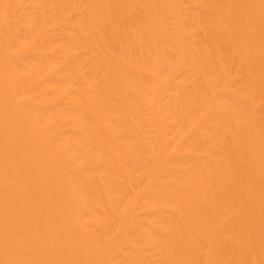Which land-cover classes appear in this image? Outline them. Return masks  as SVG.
I'll use <instances>...</instances> for the list:
<instances>
[{
    "label": "bare ground",
    "instance_id": "obj_1",
    "mask_svg": "<svg viewBox=\"0 0 264 264\" xmlns=\"http://www.w3.org/2000/svg\"><path fill=\"white\" fill-rule=\"evenodd\" d=\"M0 264H264V0H0Z\"/></svg>",
    "mask_w": 264,
    "mask_h": 264
}]
</instances>
